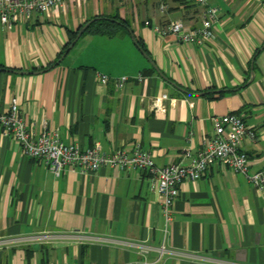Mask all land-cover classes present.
Segmentation results:
<instances>
[{"label": "crops", "instance_id": "1", "mask_svg": "<svg viewBox=\"0 0 264 264\" xmlns=\"http://www.w3.org/2000/svg\"><path fill=\"white\" fill-rule=\"evenodd\" d=\"M165 2L163 14L160 0H68L27 22L0 21V109L15 100L35 134L48 125L84 149L139 147L159 167L187 162L185 148L196 153L215 118L236 113L257 136L242 142L250 172L262 169L264 0H211L219 18L203 44L154 30L168 20L201 23L194 1ZM114 15L129 29L85 32L56 64L72 33ZM99 74L130 81L116 88ZM21 238L0 246V264H264V190L215 163L182 183L167 222L145 172L67 167L56 177L0 133V240Z\"/></svg>", "mask_w": 264, "mask_h": 264}, {"label": "built area", "instance_id": "2", "mask_svg": "<svg viewBox=\"0 0 264 264\" xmlns=\"http://www.w3.org/2000/svg\"><path fill=\"white\" fill-rule=\"evenodd\" d=\"M68 0H0V21L6 26L19 22H27L35 13H45L57 6H63ZM201 8V23L189 26L182 20H168L156 24L154 30L161 36L174 35L179 42L203 44L214 35V23L218 20L219 8L210 4L211 0H192ZM158 9L165 14L169 10L165 0H160ZM149 25L150 21H146ZM99 82L107 85L114 82L116 88H123L130 81L127 76L112 78L106 74L98 75ZM142 79V76H139ZM167 95L154 101L156 109L164 108L160 100H166ZM215 133L204 141L202 148L196 153L191 148H185L184 157L187 162L173 163L159 167L152 155L139 147L133 150L116 149L104 152L97 145L84 149L76 144H67L62 140L59 131L45 125L44 129L35 134L23 118L17 102L14 100L8 110L0 109V133L12 137L20 144L22 151L33 159L41 160L50 171L59 177L67 167L82 172L97 171L109 166L121 171L135 169L145 172L151 188L162 197V207L167 222L171 221V208L180 194V187L185 181H195L205 176L210 167L220 163L234 172L248 178L257 191L264 190V167L256 172H250L249 156L242 148L245 137L256 140V133L247 126L243 116L228 113L214 120ZM60 237L59 234H54ZM83 241L81 233H74ZM40 237L48 238L44 234ZM21 239L0 240V246L11 245ZM26 239H32L31 237ZM140 250L147 253L149 246H141ZM163 255L167 249L163 244L160 248Z\"/></svg>", "mask_w": 264, "mask_h": 264}, {"label": "trees", "instance_id": "3", "mask_svg": "<svg viewBox=\"0 0 264 264\" xmlns=\"http://www.w3.org/2000/svg\"><path fill=\"white\" fill-rule=\"evenodd\" d=\"M181 1L185 2L186 0H181ZM119 26H125L126 29H129L128 21L122 20L118 15H114L110 17L102 16V17H98L94 22H92L85 32L105 34V33L113 32V30ZM80 30L81 28L79 29V31ZM79 31L72 33L70 44L76 38ZM62 55L63 54L60 55V58L62 57Z\"/></svg>", "mask_w": 264, "mask_h": 264}, {"label": "water", "instance_id": "4", "mask_svg": "<svg viewBox=\"0 0 264 264\" xmlns=\"http://www.w3.org/2000/svg\"><path fill=\"white\" fill-rule=\"evenodd\" d=\"M97 18H94L92 20H90L88 23H86L81 30L78 32L75 40H73V42L69 45V47L66 49V51L64 52L63 56L60 58V60H58V62L56 63L57 65L61 63V61L64 59V57L68 54V52L71 50V48L75 45V43L78 41V39L83 35V33L87 30V28L90 26V24L92 22H94ZM132 38L135 41L136 44H138L136 42V38L135 36L132 34ZM145 54V53H144ZM147 56V55H146ZM149 59V57H147ZM150 60V59H149ZM8 71H13V70H8Z\"/></svg>", "mask_w": 264, "mask_h": 264}]
</instances>
